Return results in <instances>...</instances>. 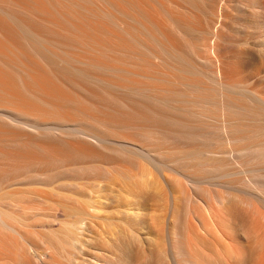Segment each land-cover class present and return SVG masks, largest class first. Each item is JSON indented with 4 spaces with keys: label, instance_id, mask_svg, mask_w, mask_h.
Instances as JSON below:
<instances>
[{
    "label": "bare ground",
    "instance_id": "1",
    "mask_svg": "<svg viewBox=\"0 0 264 264\" xmlns=\"http://www.w3.org/2000/svg\"><path fill=\"white\" fill-rule=\"evenodd\" d=\"M0 264H264V0H0Z\"/></svg>",
    "mask_w": 264,
    "mask_h": 264
}]
</instances>
